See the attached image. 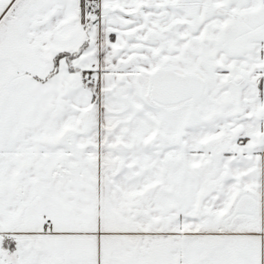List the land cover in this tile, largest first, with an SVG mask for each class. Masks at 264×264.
<instances>
[{
    "label": "snow or ice",
    "instance_id": "6c2138e0",
    "mask_svg": "<svg viewBox=\"0 0 264 264\" xmlns=\"http://www.w3.org/2000/svg\"><path fill=\"white\" fill-rule=\"evenodd\" d=\"M0 264H264V0H0Z\"/></svg>",
    "mask_w": 264,
    "mask_h": 264
}]
</instances>
